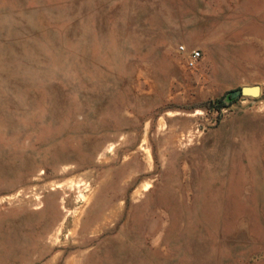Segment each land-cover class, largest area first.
Here are the masks:
<instances>
[{"label":"rangeland","instance_id":"374dc122","mask_svg":"<svg viewBox=\"0 0 264 264\" xmlns=\"http://www.w3.org/2000/svg\"><path fill=\"white\" fill-rule=\"evenodd\" d=\"M0 264H264V0H0Z\"/></svg>","mask_w":264,"mask_h":264},{"label":"built area","instance_id":"2783aa9c","mask_svg":"<svg viewBox=\"0 0 264 264\" xmlns=\"http://www.w3.org/2000/svg\"><path fill=\"white\" fill-rule=\"evenodd\" d=\"M179 50L186 51V48L183 45L179 46ZM202 54L198 49H191L187 53V64L191 67H194L196 62L201 58Z\"/></svg>","mask_w":264,"mask_h":264},{"label":"water","instance_id":"95a60500","mask_svg":"<svg viewBox=\"0 0 264 264\" xmlns=\"http://www.w3.org/2000/svg\"><path fill=\"white\" fill-rule=\"evenodd\" d=\"M234 92L237 95H250V96H258V94L260 93V86L258 85H253V86H242L236 90H234Z\"/></svg>","mask_w":264,"mask_h":264},{"label":"crops","instance_id":"0c3cea01","mask_svg":"<svg viewBox=\"0 0 264 264\" xmlns=\"http://www.w3.org/2000/svg\"><path fill=\"white\" fill-rule=\"evenodd\" d=\"M183 46H184V45H183ZM184 47H185V46H184ZM191 49H198V50H200V52H201V54H202V51H201V49H200L199 47H193V48H191ZM191 49H190V50H191ZM201 58H202V56H201ZM201 58L196 62V64H195L194 67H196V66L199 64ZM246 86H253V85H246Z\"/></svg>","mask_w":264,"mask_h":264},{"label":"trees","instance_id":"16d2710c","mask_svg":"<svg viewBox=\"0 0 264 264\" xmlns=\"http://www.w3.org/2000/svg\"><path fill=\"white\" fill-rule=\"evenodd\" d=\"M215 102L218 103L217 108L220 109V108L222 107V105H223V104L221 103V102H222V98L217 99L216 101H214V103H215Z\"/></svg>","mask_w":264,"mask_h":264}]
</instances>
